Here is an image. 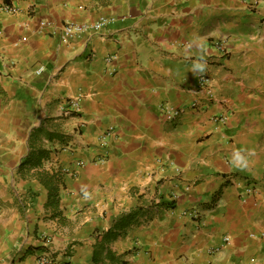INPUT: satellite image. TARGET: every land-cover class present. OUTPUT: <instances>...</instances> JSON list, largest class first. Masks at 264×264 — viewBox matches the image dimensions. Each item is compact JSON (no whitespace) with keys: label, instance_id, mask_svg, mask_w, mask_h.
<instances>
[{"label":"crops","instance_id":"0c3cea01","mask_svg":"<svg viewBox=\"0 0 264 264\" xmlns=\"http://www.w3.org/2000/svg\"><path fill=\"white\" fill-rule=\"evenodd\" d=\"M251 3L0 0L16 10L0 11V264H264V2ZM104 18L63 42L65 23ZM57 172L51 200L42 173Z\"/></svg>","mask_w":264,"mask_h":264},{"label":"built area","instance_id":"2783aa9c","mask_svg":"<svg viewBox=\"0 0 264 264\" xmlns=\"http://www.w3.org/2000/svg\"><path fill=\"white\" fill-rule=\"evenodd\" d=\"M264 2V0H252L251 6L252 7H259L260 3ZM0 11L4 12H15L16 10L9 6V5H4L0 4ZM109 21L107 19H102L99 23L92 24V25H87V24H78L74 22H67L61 27V37L64 43L68 42L69 40L77 37L78 35L81 34H94L96 32H99L103 29L104 26ZM44 28H53L54 25L52 22H45L43 23ZM216 48L218 51L222 54V56L226 57L229 54V51L226 46V39H222L219 42L215 44ZM106 64L111 65L113 63H116L118 60V57L116 55H110L107 56L105 59ZM44 69L40 68L36 71L37 75H41L43 73ZM111 72L115 73L116 68L113 67ZM198 88L199 90L205 91L208 95H211L213 93L212 86H211V80L209 77H207L205 74H201L198 79ZM79 102L78 100H68L65 103L61 104L60 111L65 114V115H71L73 112H77L79 110ZM164 112L166 115V118L168 120H174L178 115L179 112L172 110L169 107L164 108ZM215 122L225 124L226 123V118L220 117L218 119H215ZM84 163H77V167H82ZM63 173H69V169L64 168L62 169ZM254 190V189H253ZM249 193H252V190H248ZM254 192V191H253ZM180 193L178 191H172L170 195V199L175 201L179 198ZM184 215L189 216L190 218L196 219L198 218V212L195 210H192L191 212H185ZM227 243L230 242L228 238L225 239ZM220 251V248L218 247H213L208 250V252L211 255L217 254ZM36 264H59L57 260L52 258L48 254H42L36 259Z\"/></svg>","mask_w":264,"mask_h":264},{"label":"trees","instance_id":"16d2710c","mask_svg":"<svg viewBox=\"0 0 264 264\" xmlns=\"http://www.w3.org/2000/svg\"><path fill=\"white\" fill-rule=\"evenodd\" d=\"M37 156L39 158L38 160L34 162L33 166H39L43 160H46L49 157V152L47 151L40 152L38 153ZM42 174L46 177V183L50 185V190H51L50 193H51V196H53L51 197V200H54L58 192L57 183L60 182L61 180L60 178L62 177V175H60L61 172L54 173L53 175L48 174V173H42ZM148 210L149 209H145V207L140 206L134 210H130L128 212L123 213L121 217L116 221L115 228L111 229L104 235V241L107 243H110L126 235L128 229L139 224V219L145 216ZM108 256L116 262L117 258L115 257V255H112L111 251H108ZM115 264H127V263L119 262Z\"/></svg>","mask_w":264,"mask_h":264}]
</instances>
